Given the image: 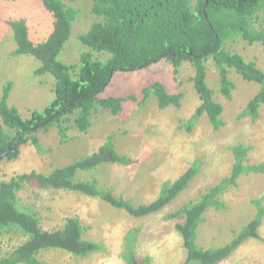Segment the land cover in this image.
Masks as SVG:
<instances>
[{
    "label": "rangeland",
    "instance_id": "rangeland-1",
    "mask_svg": "<svg viewBox=\"0 0 264 264\" xmlns=\"http://www.w3.org/2000/svg\"><path fill=\"white\" fill-rule=\"evenodd\" d=\"M79 11L70 40L60 55L67 65L80 64L82 53L89 51L79 41L88 32L97 17L91 14L92 0H63ZM25 19L30 39L41 43L53 31V18L45 10L42 0H0V99L4 88L12 83L8 103L18 109L24 119L34 111L42 112L54 98L55 78L51 74L36 76L41 62L32 56H14L17 45L9 21ZM227 49L238 53L248 62H255L264 72V49L260 43L248 44L236 38ZM96 56L108 54L94 53ZM207 84L215 92L214 100L224 108L223 127L214 130L208 117L195 121L191 130L184 126L202 104L195 90L193 66L185 62L180 74L175 76L172 67L163 62L138 73H118L113 78L103 98H123V109L117 115L98 109L92 115V127L80 133L71 117L64 124L68 128L63 139L55 125L48 132L36 133L45 154H38L29 142L21 147L17 160L0 162V182L15 175L31 173L49 175L96 153L113 138L119 154L131 159L129 165L102 164L89 171H79L77 181H97L101 190L111 191L116 197L129 200L134 206L156 201L163 185L174 182L190 168L198 169L189 187L169 206L155 215L136 218L122 209L92 197L66 190L41 189L34 182L19 193L22 202L40 213L45 230L63 227L68 218L79 217L87 240L103 245V251L86 258H78L63 251H46L40 255L47 264H126L123 254L127 238L139 231L133 244L136 258L149 256L154 264H186L184 241L176 230L183 217L167 219L190 201L198 199L207 190L229 177L235 163L232 148L241 144L250 148L248 165H264V104L257 117L243 116L250 102L260 93L261 86L244 81L232 71L230 79L235 84L232 98L221 94L217 67L210 59L206 63ZM51 76V77H49ZM153 82H160L169 94H183L180 107L161 110L153 96L143 104V90ZM3 122L0 118V127ZM7 130V128L5 127ZM227 209L209 210L200 226L196 246L205 250L224 247L236 234L252 222L264 209V172L242 175L236 187L222 196ZM264 240V216L258 231ZM132 238V237H131ZM25 241L20 235L1 239L3 252H9ZM220 264H264V241L249 239Z\"/></svg>",
    "mask_w": 264,
    "mask_h": 264
},
{
    "label": "trees",
    "instance_id": "trees-1",
    "mask_svg": "<svg viewBox=\"0 0 264 264\" xmlns=\"http://www.w3.org/2000/svg\"><path fill=\"white\" fill-rule=\"evenodd\" d=\"M45 10L53 18V31L48 39L34 43L30 39L25 19L9 21L17 45L14 56H32L41 62L36 76L51 74L55 78L54 100L42 111H34L24 119L18 109L8 103L12 83L5 86L0 99V157L1 161L17 160L21 147L29 142L38 154H45L36 133L48 132L57 126L63 139L71 122L80 133L92 127V115L105 109L117 116L125 99L103 98L113 78L118 73H138L167 62L175 76L180 74L183 63H190L196 75L192 82L202 104L184 126L191 130L193 124L206 115L214 130L223 127L224 108L214 100L215 92L207 84L206 63L213 59L220 80L221 94L232 98L235 84L230 79L232 71L249 83L261 86L260 93L241 114L257 117L264 104V72L255 62H248L238 53L227 49V44L243 38L250 45L260 43L264 49V0H92L91 14L97 17L88 32L79 36L82 45L89 49L82 53L80 64L67 65L60 55L72 35L79 11L63 0H42ZM108 54L96 56L94 53ZM143 104L153 96L161 110L180 107L183 94H169L160 82L149 84L144 90ZM7 128V130L5 129ZM12 148L11 151L8 150ZM235 158L231 174L219 185L210 188L198 199L188 202L167 219L183 217L176 230L184 241L186 264H220L249 239L264 241L258 234L264 209L259 206L256 218L245 226L231 243L224 247L205 250L197 248L196 239L200 226L209 210L227 209L222 196L238 185L242 175L260 174L264 165H248L250 148L237 145L232 148ZM0 161V162H1ZM131 159L117 152L113 138L109 137L91 156L51 174L36 171L18 174L9 181L0 182V264H47L40 259L46 251H63L78 258L102 252L103 245L87 240L79 217L68 218L63 227L45 230L40 213L33 205L22 202L19 193L27 185L35 183L41 189L66 190L99 199L114 208L122 209L130 216L143 218L155 215L175 201L190 185L197 174L190 168L174 182L167 181L156 201L148 205L134 206L129 200L116 197L111 191L101 190L97 181H77L79 171H89L102 164L129 165ZM139 231L131 232L123 254L126 264H154L151 257L136 258L133 244ZM20 235L25 241L9 252H3L1 239ZM132 237V238H131Z\"/></svg>",
    "mask_w": 264,
    "mask_h": 264
},
{
    "label": "water",
    "instance_id": "water-1",
    "mask_svg": "<svg viewBox=\"0 0 264 264\" xmlns=\"http://www.w3.org/2000/svg\"><path fill=\"white\" fill-rule=\"evenodd\" d=\"M11 150H12V148H10V149L8 150V152L11 151ZM6 155H7V154H5L4 156L0 157V161H1Z\"/></svg>",
    "mask_w": 264,
    "mask_h": 264
},
{
    "label": "clouds",
    "instance_id": "clouds-1",
    "mask_svg": "<svg viewBox=\"0 0 264 264\" xmlns=\"http://www.w3.org/2000/svg\"><path fill=\"white\" fill-rule=\"evenodd\" d=\"M194 68V67H193ZM196 72V71H195Z\"/></svg>",
    "mask_w": 264,
    "mask_h": 264
},
{
    "label": "crops",
    "instance_id": "crops-1",
    "mask_svg": "<svg viewBox=\"0 0 264 264\" xmlns=\"http://www.w3.org/2000/svg\"><path fill=\"white\" fill-rule=\"evenodd\" d=\"M49 77H51V76H49Z\"/></svg>",
    "mask_w": 264,
    "mask_h": 264
}]
</instances>
